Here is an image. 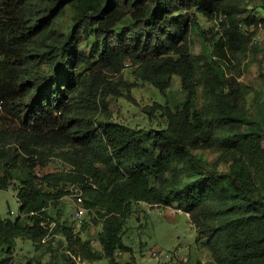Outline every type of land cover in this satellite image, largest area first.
<instances>
[{
    "label": "trees",
    "instance_id": "obj_1",
    "mask_svg": "<svg viewBox=\"0 0 264 264\" xmlns=\"http://www.w3.org/2000/svg\"><path fill=\"white\" fill-rule=\"evenodd\" d=\"M197 13L229 21L214 43L220 57L246 47L239 23L262 21L241 15L237 0H0V188L15 186L21 203L20 216L0 217V264H10L2 252L11 253L17 238L40 249L58 232L71 264H121L118 252L132 251L127 219L141 202L187 212L218 264H264V189L253 178V169L263 170L264 127H243L252 125L241 108L248 86L216 62L203 78L206 106H199L190 43ZM126 65L163 94L180 79L186 97L175 110L162 107L164 128L113 121L110 98L138 85L122 74ZM220 143L229 148L228 170L194 152ZM56 155L69 170L40 178L38 167ZM58 182L76 186L102 225L100 250L50 216L48 206L70 193L52 188Z\"/></svg>",
    "mask_w": 264,
    "mask_h": 264
},
{
    "label": "rangeland",
    "instance_id": "obj_2",
    "mask_svg": "<svg viewBox=\"0 0 264 264\" xmlns=\"http://www.w3.org/2000/svg\"><path fill=\"white\" fill-rule=\"evenodd\" d=\"M237 1L241 6V15L249 13L262 21L258 24L245 20L239 23L237 30L240 35L246 37L247 49L241 43L233 51L226 50V57H220L214 51V43L224 34V27L229 26V21L226 19L223 25L197 13V22L192 28L190 43L192 53L198 57L199 106H206L207 92L203 78L207 75L209 65L216 62L227 76L236 77L239 82L248 86L249 93L241 108L252 125L245 121L243 127L261 128L264 127V0ZM122 74L130 82L135 81L138 85L132 88L129 96L127 94L110 98L113 121L135 128L167 126L168 118L164 115L162 107L167 104L175 110L176 105L186 97L180 79L176 77L167 93L163 94L153 84L138 78L129 65H126ZM218 130L220 134L221 128L218 127ZM220 137L222 138L221 134ZM194 152L200 155L202 161L211 166L217 165L222 170H228L232 163V160L226 158L229 153L228 146L221 143L209 149L197 148ZM262 165L263 170L259 175L253 169V178L254 182L264 189V157ZM68 170L69 166L65 160L56 155L47 165L38 167L37 174L42 178L47 175H61ZM61 186H65L70 193L48 206L50 216L71 225L76 232L92 241L94 249L100 250L102 245L97 234L102 225L95 224L92 215L86 210L78 214L82 204L76 186L58 182L52 188ZM11 211H14V214ZM20 214L21 203L15 186L0 188V217L15 219ZM55 223L56 221H53L51 226ZM61 241L66 243L63 233L58 232L45 239L40 249H36L31 239L17 238L12 252L7 253L6 249H3L2 253L4 256H11L10 264H27L30 260H33L31 264H36L37 259L52 264H71V260H66L63 255L68 251ZM124 241L132 247V251L118 252L117 259L121 264L130 260L133 264H218L206 238L199 233L190 215L178 208L177 204L151 205L141 202L127 219ZM76 262L111 264L108 258L97 261H82L76 258Z\"/></svg>",
    "mask_w": 264,
    "mask_h": 264
},
{
    "label": "built area",
    "instance_id": "obj_3",
    "mask_svg": "<svg viewBox=\"0 0 264 264\" xmlns=\"http://www.w3.org/2000/svg\"><path fill=\"white\" fill-rule=\"evenodd\" d=\"M79 200L80 201H82V199H81V196L79 195ZM86 209L82 206V208H81V211L80 212H78V214L80 215L81 213H83L84 211H85ZM87 211V210H86ZM11 213L12 214H14V211H11Z\"/></svg>",
    "mask_w": 264,
    "mask_h": 264
}]
</instances>
